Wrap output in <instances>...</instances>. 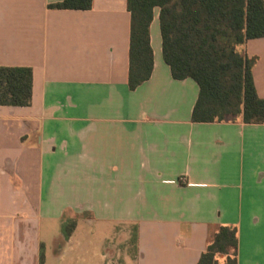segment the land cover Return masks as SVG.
Here are the masks:
<instances>
[{
	"label": "crops",
	"instance_id": "0c3cea01",
	"mask_svg": "<svg viewBox=\"0 0 264 264\" xmlns=\"http://www.w3.org/2000/svg\"><path fill=\"white\" fill-rule=\"evenodd\" d=\"M62 1L0 0V67L33 72L31 106H0V264H198L222 226L237 264H264V125L192 122L199 87L172 77L158 8L131 91L127 0ZM242 51L264 99V38Z\"/></svg>",
	"mask_w": 264,
	"mask_h": 264
},
{
	"label": "trees",
	"instance_id": "16d2710c",
	"mask_svg": "<svg viewBox=\"0 0 264 264\" xmlns=\"http://www.w3.org/2000/svg\"><path fill=\"white\" fill-rule=\"evenodd\" d=\"M93 0H63L58 10L87 11ZM131 14L128 85L135 90L152 76L154 52L151 25L160 10L163 58L175 80L192 79L199 96L194 123H222L241 119L264 125V99L256 91L252 69L256 59L242 47L264 38V0H127ZM33 72L29 67H0V106L32 104ZM77 221L65 220L68 239ZM238 229L222 226L213 235L198 264H237ZM44 261L43 248L40 255Z\"/></svg>",
	"mask_w": 264,
	"mask_h": 264
},
{
	"label": "rangeland",
	"instance_id": "374dc122",
	"mask_svg": "<svg viewBox=\"0 0 264 264\" xmlns=\"http://www.w3.org/2000/svg\"><path fill=\"white\" fill-rule=\"evenodd\" d=\"M66 217H67V220L68 219H72L71 217V214L70 215H66ZM60 227H62V229H63V224H60ZM131 234H132V236H131V238H130V242L128 243V245H127V249H126V253L131 257V258H134V256H135V243H134V235H135V230L134 229H132L131 230ZM79 236H80V239H85V237H92L94 240H99V238L102 236V234H101V232H100V229H96V230H94V232H93V236L91 235V234H89V231H88V229H85V228H81L80 230H79ZM76 256H78V254L76 253L75 254V257ZM75 262V261H74ZM119 262H120V259H119ZM118 262V263H119ZM219 262H221L220 264H224V258H220L219 259ZM121 263H123L124 264V260H121ZM67 264H73V263H71V261L69 260L68 262H67Z\"/></svg>",
	"mask_w": 264,
	"mask_h": 264
}]
</instances>
